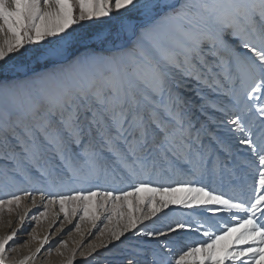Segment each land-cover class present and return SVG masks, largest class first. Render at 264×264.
Returning a JSON list of instances; mask_svg holds the SVG:
<instances>
[{
  "label": "snow or ice",
  "instance_id": "1",
  "mask_svg": "<svg viewBox=\"0 0 264 264\" xmlns=\"http://www.w3.org/2000/svg\"><path fill=\"white\" fill-rule=\"evenodd\" d=\"M101 18L116 29L97 39L117 50L78 55L72 66L85 71L66 78L55 65L68 58L73 26ZM29 57L52 70L0 80L8 162L0 174L30 185L0 196V219L15 216L0 235V264L63 250L60 264H75L77 253L79 264H92L107 247L101 237L122 242L129 232L165 240L145 242L143 256L126 255V264H264V0H0V74L34 72L22 62ZM190 82L201 110L220 114L208 119L221 131L188 117L180 93ZM204 89L220 103L208 104ZM44 152L54 156L44 161ZM109 177L125 187L58 191ZM245 177L253 183L240 195L220 190ZM174 206L186 215L175 218ZM88 225L98 243L73 238Z\"/></svg>",
  "mask_w": 264,
  "mask_h": 264
},
{
  "label": "rangeland",
  "instance_id": "2",
  "mask_svg": "<svg viewBox=\"0 0 264 264\" xmlns=\"http://www.w3.org/2000/svg\"><path fill=\"white\" fill-rule=\"evenodd\" d=\"M131 19H135L134 14H130ZM165 29L168 28L167 25L164 26ZM73 29V37H75L72 45L70 46V49L67 53L68 58L66 60H62L61 63L55 65L56 68L61 69L63 72V75L72 80H78L80 78V74L85 71L84 69L73 67V62L75 61L76 57L78 55H83L89 52H100L102 49L106 48H112L113 50H117L115 48V45L110 44L108 41H105L104 43H101L99 39H97V33H101L104 36L108 37L109 40L112 36V34L115 32L116 24L114 21H110L107 18H101L100 20H97L94 23H89L85 27H80L79 25H74ZM69 31H72L70 29ZM119 43V42H117ZM104 54H109L105 52ZM23 63H26L28 65V68L33 69V71H28L27 69L21 72L13 74H8L5 76L4 74H0V80H24L28 78L29 76L39 74L41 72L50 71L53 68L52 64H48L47 68L44 67L46 61L44 58L37 59L36 57H29L28 60L22 61ZM195 82H190V87H192V84ZM39 86V85H37ZM195 88L191 92L192 94H189V97H187L188 104L193 106V109L187 110L188 117L192 120L193 117H195V114L193 111H198V113H204L201 110V100L196 95V91L198 90L196 87L197 85L194 84ZM237 90H239V85L236 86ZM226 90V89H225ZM205 99L207 100L208 104L211 103H220V99L216 97V94L211 93L208 89H204L203 92ZM187 95V94H186ZM217 99V100H216ZM241 100L243 101V95H241ZM261 103H264L262 101ZM195 106V107H194ZM259 105H257L258 107ZM203 115L210 116L212 120H219L220 114L216 111V109L209 108L207 113H204ZM213 127H215L216 131H221L220 126L212 125L211 120L208 119L207 128L211 130ZM203 134V133H202ZM243 148V146H240ZM3 156V154H2ZM2 156L0 157V173H2L3 169L5 168L6 164L8 163L6 160L2 159ZM52 156H54V152L50 155L48 152H44L43 158L44 161L52 159ZM243 158V157H242ZM43 162V161H42ZM57 165L60 164V161L57 159L54 161ZM237 180V181H236ZM234 184L238 188H242V185L253 183V179H249L247 183H244L241 179H236ZM237 183V184H236ZM126 182H122L119 179H113L112 177H109L108 180H100V181H94L91 184L83 181H69L65 183L58 191L62 192L63 194H69L70 191L73 190H95L99 188V190L103 191L106 189H123L125 187ZM235 185H231V187L227 184H225L220 190L224 191L227 195H233V188L236 189ZM240 186V187H239ZM30 185L27 183H18L13 182L12 180L4 177V175L0 174V196H5L7 194H11L13 192H16L20 188H28ZM251 193V191L249 192ZM177 208V210L172 213L175 218H180L182 214L186 215V210L179 208L178 206H174ZM54 211H58V205L54 206ZM31 211H35V209H31ZM9 219H12L13 222H15V216H9L5 214L2 219H0V235L8 234L10 231V228L7 225V221ZM99 223V222H98ZM145 224L148 226V228H162L161 223L158 221L157 223L153 224L148 221H145ZM14 226V223H13ZM71 227V226H69ZM100 227H103V225H100ZM139 227V226H138ZM163 231H167L166 228H162ZM47 231V222H44V225L41 229L38 230V236L42 238L44 234H46ZM84 235L81 237L79 234L75 233L73 231L72 236L75 240H80L82 243L87 244L89 242H92L93 240H96L98 243L99 240L97 239L98 233H96L95 229H92L90 225L83 228ZM89 232L96 233L95 235L90 236ZM29 237L27 235L21 236L18 239L21 240H27ZM64 239H68L67 236L63 237ZM56 239V237H54ZM100 239H104L107 243V247H101L97 250L96 259L93 260L92 264H126V261L123 259L124 256L132 254V253H139L141 256L144 254V246L145 242L148 243V245L155 247L157 244V241L160 243H163L165 240V237H157V238H148V237H137L133 235V233L129 232L125 234V237H121V241H112L108 242L107 237H101ZM169 239H171V236H169ZM198 237L195 235L186 237L187 241H195ZM35 244H32L31 247H35ZM139 246V247H137ZM47 247V246H46ZM75 247L72 240H69L68 243V249H71ZM26 254L27 250H23ZM64 255L58 256L55 252H53L52 256L46 257L45 256H39L37 259V264H42L43 261L46 259V264H60L62 260H64L67 255L68 251L63 250ZM82 260V258L79 256V253H77V258L75 264H79V262ZM54 262V263H53Z\"/></svg>",
  "mask_w": 264,
  "mask_h": 264
},
{
  "label": "bare ground",
  "instance_id": "3",
  "mask_svg": "<svg viewBox=\"0 0 264 264\" xmlns=\"http://www.w3.org/2000/svg\"><path fill=\"white\" fill-rule=\"evenodd\" d=\"M195 84V83H194ZM194 84H192V87H189V88H186L184 90L181 91L180 93V96L182 98L183 101H186V104H185V112L188 113V109H189V112H191L190 110L193 109V106L191 107V105H187L188 104V101H187V97H189V94H192L191 92L194 90L195 86ZM197 88V87H196ZM187 94V95H186ZM217 97V96H216ZM187 98V99H186ZM217 100V99H216ZM195 107V106H194ZM194 114H195V117H193L192 119V122L196 125V128L197 129H200L201 128V125H204L205 127H207V124H208V116L206 115H203L204 113H198V111H193ZM210 117V116H209ZM3 152H0V157L2 156ZM237 181V180H236ZM247 181H249V178L245 177L243 179V182L244 183H247ZM237 184V183H236ZM232 185H235V184H232ZM236 186V185H235ZM244 187V185H242ZM240 187V186H239ZM235 192H233V195H240L241 194V188H238L237 189V186L235 187ZM234 189V188H233ZM250 190L249 189H245L244 191V195H250L251 193H249ZM39 258V257H38ZM37 258V259H38ZM54 263V262H53ZM35 264H37V260L35 261Z\"/></svg>",
  "mask_w": 264,
  "mask_h": 264
}]
</instances>
